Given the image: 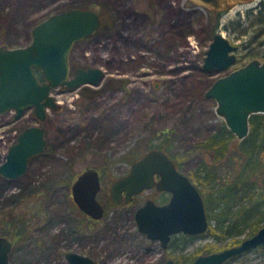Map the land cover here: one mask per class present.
I'll return each instance as SVG.
<instances>
[{"label": "rangeland", "instance_id": "1", "mask_svg": "<svg viewBox=\"0 0 264 264\" xmlns=\"http://www.w3.org/2000/svg\"><path fill=\"white\" fill-rule=\"evenodd\" d=\"M260 3L232 5L222 11L215 28L216 13L192 0H0V45L10 47L28 46L37 23L59 11L93 9L108 16L94 35L76 43L70 59L76 67L102 69L101 84L54 89L59 107L49 109L42 123L47 150L31 161L23 177L0 176V233L8 235L19 220L28 227L9 254L11 264H61L62 254L71 250L92 256L97 264H164L208 243L224 245L208 231L186 244L182 234H175V244L163 251L159 241L138 231L134 213L144 196L129 206L110 204L87 229L71 186L87 168L99 170L106 200L111 184L164 132L169 134L168 154L181 170L190 174L197 168L205 155L202 141L225 122L206 92L217 78L250 61L246 57L221 71L206 70V51L220 32L239 46L240 59L254 31L243 28L251 24L248 11L255 13ZM237 20L242 27L237 28ZM262 39L264 34L255 43ZM13 114H0V165L17 141L16 130L37 124L30 111L15 124ZM234 141L237 147L243 140ZM225 164L223 175L233 166ZM231 264H264V250L242 253Z\"/></svg>", "mask_w": 264, "mask_h": 264}, {"label": "water", "instance_id": "2", "mask_svg": "<svg viewBox=\"0 0 264 264\" xmlns=\"http://www.w3.org/2000/svg\"><path fill=\"white\" fill-rule=\"evenodd\" d=\"M214 11L228 10L232 5L250 3L254 0H192ZM101 27V19L93 9L59 11L37 23L32 29L28 46H0V113L11 110L18 119L33 108L36 117L46 119L48 109H56L57 102L52 90L64 87L75 90L84 84L99 86L105 72L98 67H77L71 77L70 58L74 45L83 38L91 37ZM239 46L224 34L216 33L206 51L203 67L206 70L230 68L236 63ZM39 71V75L36 74ZM206 98L215 99L217 114L225 120L231 132L242 140L250 132V118L264 115V59L254 58L232 72L217 78L206 92ZM17 141L11 144L0 174L5 178H19L25 173L29 160L43 153L47 146L45 128L31 125L24 128ZM130 171L115 180L111 198L120 203L125 192V203L134 195L153 186L171 194L169 202L158 205L147 200L135 212L138 231L150 241H159L167 249L175 234L203 235L209 229V217L205 201L190 176L180 171L174 160L162 149H150L130 166ZM155 174L160 176L155 180ZM101 187L99 171L89 169L77 176L72 185L73 200L79 208L93 219H100L105 211L97 195ZM264 245V225L250 237L228 248L200 254L191 264H225L240 254ZM11 242L0 236V264H11ZM68 264H96L85 255L69 252ZM165 264H176L167 258Z\"/></svg>", "mask_w": 264, "mask_h": 264}, {"label": "trees", "instance_id": "3", "mask_svg": "<svg viewBox=\"0 0 264 264\" xmlns=\"http://www.w3.org/2000/svg\"><path fill=\"white\" fill-rule=\"evenodd\" d=\"M213 12L217 15L216 28L222 11L213 10ZM248 17L251 18V24L243 28L252 27L254 31H251L253 35L250 40L244 43L246 52L237 62H242L246 57H250V61L258 57L264 58V40L255 43L264 34V0H261L255 13L248 11ZM234 23L237 28L244 24L241 20ZM226 27L228 28V25ZM250 119V132L237 147L234 146L236 136L227 128L225 122L205 138L201 143L205 148L204 159L188 174L204 198L209 217L208 232L217 239V242L218 239L226 242L219 248L216 243H208L197 247L192 254L172 257L176 264H191L200 254L237 245L244 239L239 235L247 229L249 232L245 238L250 237L264 225V115L255 114ZM163 134L157 145H153L150 149H162L168 153L171 147L168 142L169 134L167 132ZM226 160L233 166L226 168V174L223 175L221 170L225 168ZM177 165L181 167L178 163ZM17 223L22 225L20 220ZM195 237L197 236L181 235L184 244L188 239ZM176 240L172 241L173 245ZM258 250H264V245ZM234 259L236 258L230 259L225 264H231Z\"/></svg>", "mask_w": 264, "mask_h": 264}, {"label": "flooded vegetation", "instance_id": "4", "mask_svg": "<svg viewBox=\"0 0 264 264\" xmlns=\"http://www.w3.org/2000/svg\"><path fill=\"white\" fill-rule=\"evenodd\" d=\"M97 13H98V15H99V18L101 19V26L103 25V23H104V16H105V18H107L108 19V16L107 15H104V13H103V11L102 10H97L96 11ZM83 39H87V38H83ZM83 39H81V40H83ZM79 42H81V41H79ZM78 43V42H77ZM4 44H1L0 46H3ZM7 45V44H6ZM5 45V46H6ZM76 45V44H75ZM74 45V46H75ZM72 52V51H71ZM71 55H72V53H71ZM71 59V58H70ZM77 67L76 66H73L72 65V63H71V65H70V73H71V77L74 75V71H75V69H76ZM36 74L37 75H39V77H40V73H39V71H36ZM53 91V90H52ZM51 95H52V92H51ZM49 110V109H48ZM48 110L46 111V119H47V112H48ZM11 111H13L14 112V114H13V124H15L16 123V121H19V120H21V117H23V116H25L26 114H27V112L28 111H30L31 113H32V115H31V119H34V122H37V124H33V123H31V124H29V125H26V126H23V127H21V128H19V129H17L16 130V132H15V134H16V137L14 138V139H17V137H18V135L21 133V131H23L24 130V128H26V127H30L31 125H39V126H41V127H43L42 126V123L46 120V119H44V120H42V121H40L37 117H36V114H35V110L33 109V108H31V109H29V110H27V111H25L21 116H20V118H18V119H16L15 118V115H16V112L14 111V110H11ZM7 113H10V111L9 112H7ZM0 114H4V113H0ZM44 128V127H43ZM45 138H46V129H45ZM47 146H48V139H47ZM47 146H46V148H45V150L44 151H46L47 150ZM43 151V152H44ZM42 154V153H41ZM40 154H38V155H35V156H33V158H31L29 161V163H28V166H27V169H26V171H25V173H23V175L21 176V177H23L24 175H26L28 172V169H29V166H30V164H31V161L34 159V158H36V157H38ZM6 157V156H5ZM171 157V156H170ZM173 160H174V162H175V165L177 166V168L180 170V171H182L179 167H178V165H177V162H176V160L173 158V157H171ZM5 159V158H4ZM135 162V161H134ZM132 165V164H131ZM131 168V167H130ZM99 171V170H98ZM130 171V170H129ZM183 172V171H182ZM128 174V173H127ZM126 175V174H125ZM0 176L1 177H4V176H2L1 174H0ZM124 176V175H123ZM21 177H19V178H21ZM5 178V177H4ZM19 178H13V179H19ZM6 179H9V178H6ZM13 179H10V180H13ZM99 179H100V181H101V187H100V191H99V193H98V195H97V200H100V202L102 203V205H103V207H104V211H105V214H106V208L110 205V204H114L115 206H121V205H125V206H129V205H131L132 203H134L135 201H136V199H139V197H141V196H144V198H145V200L144 201H142V203H139V205L136 207V210H137V208H139L140 206H142L147 200H149V199H153L158 205H163V204H165V203H167V202H169V200L171 199V194L168 192V191H165V190H163V191H160V190H158V188L157 187H155V186H153L151 189H144L143 191H141V193L140 194H138V195H134L133 197H132V200H131V202L130 203H125V192H123V195L121 196V201H120V203H115L114 202V200H112V198H111V189H110V191H109V194H107L106 195V200H102V198H101V196H102V191H103V189H102V179H101V173H100V171H99ZM160 179V176H158L157 174H155V180L156 181H158ZM72 185H73V183H72ZM112 185V184H111ZM111 187V186H110ZM71 190H72V186H71ZM159 195V197H163L161 200H159V198H156L157 196ZM72 201L74 202V205H75V208L77 209V212H79V214H80V216H81V221L83 222V223H86V225H85V227H87V229H89L90 228V224L88 223L90 220H94V221H99L100 219H93L90 215H87L85 212H83L80 208H79V206H77V204L75 203V201L73 200V196H72ZM105 202H107V203H105ZM136 212V211H135ZM104 214V215H105ZM134 218H135V213H134ZM21 224V223H20ZM24 224H22V225H18V223L16 222L15 223V225H14V229H11V231L9 230L8 231V235L7 234H2V233H0V236L1 237H6L10 242H11V250H10V252L12 251V249H13V246H14V244H16V241L18 240H21L22 238H23V234L22 233H24V231H26L27 229H28V227H25L24 228ZM175 236V235H174ZM174 236H172V238L174 237ZM172 238H171V242H172ZM170 242V243H171ZM170 243H169V245H170ZM169 247V246H168ZM167 247V248H168ZM165 250H167V249H165ZM165 250H163V251H165ZM10 252H9V254H10ZM69 252H75V253H77V254H82V253H78V252H76V251H69ZM69 252H67V253H65V254H62V255H64L65 256V259H63V260H61V264H62V261H63V264H68V262H69V260H68V256H67V254L69 253ZM82 255H85V254H82ZM85 256H87V257H89V258H92L95 262H96V260L91 256H88V255H85ZM170 258H172V257H170ZM173 259V258H172ZM166 261V260H165ZM166 263V262H165ZM164 263V264H165ZM96 264H97V262H96Z\"/></svg>", "mask_w": 264, "mask_h": 264}]
</instances>
